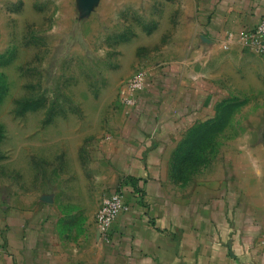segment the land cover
<instances>
[{
  "label": "crops",
  "instance_id": "0c3cea01",
  "mask_svg": "<svg viewBox=\"0 0 264 264\" xmlns=\"http://www.w3.org/2000/svg\"><path fill=\"white\" fill-rule=\"evenodd\" d=\"M68 1L51 3L62 10L72 7ZM15 2L0 0V11L10 14ZM263 12L264 0L181 2L167 28L178 23L172 32L186 40L182 53L151 67L149 88L129 113L111 118L100 162L87 166L97 184L96 209L71 203L57 211L42 202L1 212L0 264H264V53L240 47L235 38ZM156 20L132 40L161 35ZM238 92L248 106L258 105L249 119L261 128L245 136L262 143L233 151L212 181L175 178L173 154L188 123L205 120L209 109ZM121 186L127 209L106 242L95 213Z\"/></svg>",
  "mask_w": 264,
  "mask_h": 264
},
{
  "label": "rangeland",
  "instance_id": "374dc122",
  "mask_svg": "<svg viewBox=\"0 0 264 264\" xmlns=\"http://www.w3.org/2000/svg\"><path fill=\"white\" fill-rule=\"evenodd\" d=\"M48 1L16 0L10 14L0 11V215L42 202L57 211L71 203L96 209L87 166L100 162L111 118L129 113L149 88L151 67L180 55L186 43L172 32L178 23L167 28L186 0H72L62 10ZM153 16L162 34L132 40ZM137 72L144 86L129 105L127 85ZM245 101L238 92L188 123L173 154L175 178L212 181L233 151L262 143L245 136L262 124L249 119L258 105Z\"/></svg>",
  "mask_w": 264,
  "mask_h": 264
},
{
  "label": "built area",
  "instance_id": "2783aa9c",
  "mask_svg": "<svg viewBox=\"0 0 264 264\" xmlns=\"http://www.w3.org/2000/svg\"><path fill=\"white\" fill-rule=\"evenodd\" d=\"M232 35V33H229L228 38L232 37ZM235 38L244 48L264 53V12L253 28L239 31ZM223 47H227V41L223 43ZM144 80V72H137L130 78L127 85L130 95L125 97V101L129 105L135 101V94H138L143 88ZM136 194L138 195V193ZM124 196V188L121 186L102 199L95 213V223L99 235L106 242L110 241V230L117 216L127 209L128 204Z\"/></svg>",
  "mask_w": 264,
  "mask_h": 264
}]
</instances>
